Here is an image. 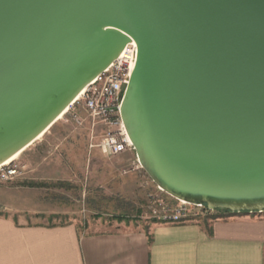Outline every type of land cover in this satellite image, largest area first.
<instances>
[{
    "label": "water",
    "instance_id": "95a60500",
    "mask_svg": "<svg viewBox=\"0 0 264 264\" xmlns=\"http://www.w3.org/2000/svg\"><path fill=\"white\" fill-rule=\"evenodd\" d=\"M130 41L140 167L178 200L264 213V0H0V167Z\"/></svg>",
    "mask_w": 264,
    "mask_h": 264
},
{
    "label": "rangeland",
    "instance_id": "374dc122",
    "mask_svg": "<svg viewBox=\"0 0 264 264\" xmlns=\"http://www.w3.org/2000/svg\"><path fill=\"white\" fill-rule=\"evenodd\" d=\"M70 112L1 167L0 216L44 225L74 220L79 229L89 231L114 230L119 223L145 228L159 222L155 208L157 215L179 212L178 199L150 179L133 148L104 154L98 145L105 127L84 110L83 121L76 123ZM7 166L15 172L1 178Z\"/></svg>",
    "mask_w": 264,
    "mask_h": 264
},
{
    "label": "crops",
    "instance_id": "0c3cea01",
    "mask_svg": "<svg viewBox=\"0 0 264 264\" xmlns=\"http://www.w3.org/2000/svg\"><path fill=\"white\" fill-rule=\"evenodd\" d=\"M81 230L0 216V264H264V213Z\"/></svg>",
    "mask_w": 264,
    "mask_h": 264
},
{
    "label": "built area",
    "instance_id": "2783aa9c",
    "mask_svg": "<svg viewBox=\"0 0 264 264\" xmlns=\"http://www.w3.org/2000/svg\"><path fill=\"white\" fill-rule=\"evenodd\" d=\"M136 56V43L130 41L126 43L119 55L103 71H101L92 81H90L81 93L70 104L67 111H70L71 120L81 124L83 121L80 112L84 110L93 121L102 124L106 132L102 137L99 147L101 151L108 155H117L126 148H132L128 141L125 128L123 126L118 103V94L124 91L128 84L131 67ZM8 165V164H7ZM4 168L6 166H3ZM0 169H2L0 167ZM1 174V178H7L15 172L14 168H8ZM179 201V212L164 213L157 215V209L152 210L154 217L159 222L182 223L196 221L202 218H217L224 212L212 209L206 204H193L182 200ZM161 207V201H157ZM187 206L195 208L193 212L187 209Z\"/></svg>",
    "mask_w": 264,
    "mask_h": 264
},
{
    "label": "bare ground",
    "instance_id": "6f19581e",
    "mask_svg": "<svg viewBox=\"0 0 264 264\" xmlns=\"http://www.w3.org/2000/svg\"><path fill=\"white\" fill-rule=\"evenodd\" d=\"M66 112H67V110H65V111H64V112H63V113L57 118V120L60 119V118L63 116V114H65ZM45 132H46V131H45ZM45 132H44V133H45ZM44 133L40 134V135L38 136L37 139H39ZM37 139H36V140H37ZM128 141L130 142L129 138H128ZM19 154H20V153L14 155L13 157H11V158L8 159L7 161H5V162L3 163L2 166L6 165V164H9V163L12 162L13 160H15V159L19 156Z\"/></svg>",
    "mask_w": 264,
    "mask_h": 264
},
{
    "label": "trees",
    "instance_id": "16d2710c",
    "mask_svg": "<svg viewBox=\"0 0 264 264\" xmlns=\"http://www.w3.org/2000/svg\"><path fill=\"white\" fill-rule=\"evenodd\" d=\"M122 219V218H121ZM156 222V221H155Z\"/></svg>",
    "mask_w": 264,
    "mask_h": 264
}]
</instances>
